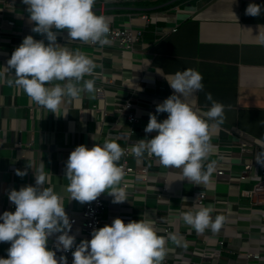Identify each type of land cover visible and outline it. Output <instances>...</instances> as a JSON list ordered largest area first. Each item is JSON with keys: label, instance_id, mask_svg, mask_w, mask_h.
Wrapping results in <instances>:
<instances>
[{"label": "crops", "instance_id": "1", "mask_svg": "<svg viewBox=\"0 0 264 264\" xmlns=\"http://www.w3.org/2000/svg\"><path fill=\"white\" fill-rule=\"evenodd\" d=\"M248 2L249 0H111L102 6L94 3L96 11L102 9L112 13L115 24L126 23L129 13L148 12L150 25L141 45L132 50L118 48L109 40L104 44H91L88 41L68 39L66 29L57 30V42L79 49L94 59L96 66L93 73H85L84 79L91 78L97 83L102 78L109 77L114 83L105 84L102 94L105 100L95 90L77 97L65 96L56 109L58 114L38 105L18 86L7 82L0 84V212L9 209V204L13 203L7 195L9 189L34 183V171L37 168H42L46 173L44 186H52L60 194L66 212H77L83 202L68 199L69 193L65 190L68 180L64 175V163L70 150L78 143L88 146L96 140L104 139L103 132L109 126H114L111 129L125 128L123 123L118 126L111 124L114 114L105 115L104 122H101L100 114L93 104L99 107L106 105L108 109H112L114 97L117 96V85L128 81L129 85L136 86L137 91L142 93V98L136 102L140 122L135 125L137 129L130 136L132 143L147 135L144 126L149 112H155L156 103L174 91L166 79L176 70L194 67L202 73L203 88L191 94L189 102L203 113L211 103L206 99L205 93L211 92L213 98L225 106L223 121L211 129L210 141L218 143L210 145L207 160L215 161V169L217 160L222 156L217 154L220 151L229 156L230 165H225V172L221 175H215L213 170L209 182L201 185L187 178H177L181 175L179 167H167L159 163L157 158L148 159V176L154 183H134L130 175L124 176L123 179L128 182L127 189L133 188L134 193H127V199L122 202H113L105 191L106 210L101 214V225L110 223L115 216H120L125 222L130 219H151L157 233L166 237V252H182L184 231L189 224L179 214L168 216L172 232L181 240L180 244H176L167 238L160 221L166 215L167 208L178 210L181 205L188 206V200L180 197L182 193L191 191L195 186L201 187L207 193V205L213 203L218 210L225 199H240L239 188L243 186V181L234 174L241 168L242 154L238 150L237 137L226 135L224 128H237L254 141L264 140V44L257 42L258 31L264 32V0H257L261 3V13L258 15L245 13ZM18 17L15 28L20 31H15L17 34L8 32L6 25L0 32V52L4 54L0 57V69L4 68L3 64H6L12 49L22 40L24 35H18L20 32L31 33L35 38L43 36L42 33L32 31L34 21L28 19V13ZM137 22L138 18L135 16L132 23ZM175 23H178L175 31L159 36L156 28ZM7 75L14 79L10 73ZM166 115V111H161L157 113V118L162 119ZM140 127L142 128L138 130ZM155 131L149 132L150 136ZM122 140V136L117 139ZM145 161V158L137 160ZM8 163L27 168V172L20 176L15 171L8 170ZM162 182L167 183L169 195L155 199L152 191L158 190ZM231 226L229 223L228 227ZM208 230L206 227L202 232ZM70 231L75 233V241L83 238L79 225L72 224ZM55 236L56 233L49 236L47 246L52 247ZM254 241L253 238L252 242ZM9 244L10 241H0V255L8 254ZM228 258L232 261L231 264H236L232 255H228ZM250 264L256 263L251 261Z\"/></svg>", "mask_w": 264, "mask_h": 264}, {"label": "clouds", "instance_id": "2", "mask_svg": "<svg viewBox=\"0 0 264 264\" xmlns=\"http://www.w3.org/2000/svg\"><path fill=\"white\" fill-rule=\"evenodd\" d=\"M95 2L24 0L28 19L34 21L32 31L43 36L35 38L31 33L23 36L0 69V84L18 86L31 100L55 114L65 96L92 93L96 87L94 80L83 77L85 73H93L94 59L57 42V30L66 29L68 39L106 43L109 22L102 11L93 8ZM245 13L260 14L261 3L249 0ZM257 42L264 44V32L258 31ZM9 73L14 79L9 78ZM166 80L174 91L156 103V111L149 112L144 126L145 133L156 130L155 134L133 141L131 151L137 157L147 153L167 167L181 168L177 178L207 184L215 165V161L207 160L211 129L223 121L225 106L211 92L205 93L211 103L203 113L189 102L191 94L203 88L202 73L194 67L176 70ZM161 111L167 115L158 119L157 113ZM256 143L259 150L254 158L264 165V140ZM124 152L115 139H105L90 147L85 143L75 145L64 163L68 199L91 201L103 191L113 202L127 199L128 182L123 181L124 169L116 163ZM14 170L20 176L27 172V168ZM34 176V183L12 187L7 192L15 207L0 212V241H10L8 254L0 255V264H67L64 252L70 248L71 264H161L167 251L166 237L157 233L148 218L125 222L115 216L110 223L93 227L90 237L81 238L73 247L76 236L70 231L72 220L60 194L52 186H44L46 173L42 168H37ZM212 212L213 206L208 204L188 208L179 215L197 232L206 227L215 232L225 217L221 214L213 217ZM53 233H56L55 247H49L48 238ZM167 238L181 243L175 232H169ZM60 249L64 251L57 257L56 250Z\"/></svg>", "mask_w": 264, "mask_h": 264}, {"label": "built area", "instance_id": "3", "mask_svg": "<svg viewBox=\"0 0 264 264\" xmlns=\"http://www.w3.org/2000/svg\"><path fill=\"white\" fill-rule=\"evenodd\" d=\"M111 0H96V4L101 6ZM26 4L24 0H0V32H2L4 25L7 26L8 32L16 33L20 31L15 28L18 16L27 13ZM102 11L109 22L110 31L107 33L108 40L113 42L118 48L132 50L135 46L142 43L146 29L150 25V16L147 11H138L128 14V20L123 24H115L112 18V13ZM137 16L138 22L133 24L132 19ZM177 24L172 26H163L156 28L157 33L160 35L167 34L177 29ZM17 34V33H16ZM18 35L23 36L24 33ZM93 44L94 42L88 41ZM2 51V50H0ZM0 52V57H2ZM117 85L116 97H114L113 108L108 109L106 105L99 107L93 104V107L100 114V121L104 122L105 115L114 114L115 118L112 125L118 126L121 123L125 124L124 130L119 128L111 129L109 126L107 131H104V139H99L95 143H103L105 139H115L117 141L119 136L124 140L117 141L125 149L120 159L116 162L123 169L126 175L132 177L134 183L143 185L153 184L148 176V159H155L156 157L145 153L137 157L131 149L132 143L130 136L135 132L136 124L140 122V116L136 110V102L140 101L142 97L136 86H131L128 81ZM114 81L109 78H102L99 82L95 83V91L102 96L105 84H113ZM151 97V95H148ZM105 100V97L102 96ZM106 104V101H104ZM122 118V119H120ZM142 127L138 128L140 130ZM226 135H235L238 142V150L241 157V168L238 173L234 174L238 179L243 181V186L239 188V196L237 200L225 199L221 209L218 210L213 205L212 216L221 214L225 217L221 228L218 231H212L209 228L206 232H197L191 225L184 231L183 237V251L177 254H169L166 252L161 264H231L228 255H232L236 264H250L255 261L256 264L264 263V165L258 163L254 158V153L259 150V145L245 132L237 128H224ZM144 131V130H143ZM151 133H147L150 136ZM108 137V138H106ZM218 142H211L217 144ZM28 145V144H27ZM217 154L222 155L220 160H217V165L214 169L215 175H221L225 172V165H230V158L223 155L220 151ZM145 158V162H137V160ZM158 159V158H157ZM133 160V162H130ZM160 163V162H159ZM8 170L15 171L18 168L16 163H8ZM123 181H125L123 179ZM151 182V183H150ZM127 193L133 194L134 189H127ZM105 191L101 192L95 199L83 202L82 207L77 212H68L72 224H77L81 227L83 238H89L91 229L93 227L101 226V214L106 210V200L104 197ZM154 198L162 196L168 197V185L162 182L158 190L152 191ZM130 197V196H129ZM182 200H188L189 204L181 205L178 210L167 208L166 215L161 219L162 230L168 235L172 232V227L169 224L168 216L171 214H179L180 211L194 208L200 205H207V193L201 188L195 186L191 191L181 194ZM14 204H9V210H13ZM144 216V215H142ZM180 216V215H179ZM130 217V216H129ZM232 225L230 228L228 224ZM255 229V232L253 231ZM255 239L252 242V239ZM79 241V240H78ZM74 241L73 247L76 242ZM245 241V243L243 242ZM52 247H55L54 242ZM62 249L56 250V255L59 257ZM67 256V264H71L72 249L64 252Z\"/></svg>", "mask_w": 264, "mask_h": 264}]
</instances>
